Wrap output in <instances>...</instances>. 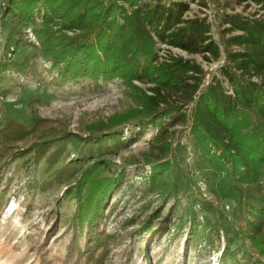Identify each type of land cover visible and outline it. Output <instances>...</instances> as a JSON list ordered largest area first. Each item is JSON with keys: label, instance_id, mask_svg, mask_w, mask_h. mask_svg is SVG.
I'll list each match as a JSON object with an SVG mask.
<instances>
[{"label": "trees", "instance_id": "16d2710c", "mask_svg": "<svg viewBox=\"0 0 264 264\" xmlns=\"http://www.w3.org/2000/svg\"><path fill=\"white\" fill-rule=\"evenodd\" d=\"M250 1L264 14V0ZM5 2L2 14L10 19L0 56V96L11 75H25L37 57L57 85L99 89L116 82L132 99L123 113L87 126L82 135L37 116L30 128L1 116L0 211L19 171L17 165L12 168L14 158H23L22 167L41 158L53 163L67 144L81 147L40 189L55 187L61 194L45 215L38 264H108L116 239L123 236L121 230L106 231L117 204L111 198L127 190L137 202L145 201L141 215L125 219L122 226L139 224L137 243L146 264L149 237L160 240L171 227L182 225H187L184 253L223 238L218 264H264V16L225 14L218 42L204 18L185 16L190 7L183 1ZM27 33L34 39L29 41L34 55L16 59L12 54ZM160 45L169 48L165 55ZM170 48L208 62L223 56L219 74L205 80L199 63ZM159 120L140 158L110 162L109 155L131 146ZM183 137L193 157L187 167L183 154L189 145L181 143ZM130 166L149 167L137 186L126 177ZM35 187L27 181L24 188ZM150 196L158 203L146 201ZM31 199L26 194L27 210ZM57 230L62 231V248L49 257L46 244Z\"/></svg>", "mask_w": 264, "mask_h": 264}, {"label": "rangeland", "instance_id": "374dc122", "mask_svg": "<svg viewBox=\"0 0 264 264\" xmlns=\"http://www.w3.org/2000/svg\"><path fill=\"white\" fill-rule=\"evenodd\" d=\"M5 1L0 0V56L3 51L7 23L10 19V15L2 14L6 5ZM161 1L166 5L172 1L189 3L190 10L185 16L204 18L211 26L210 33L213 39L218 42L221 31L225 27L222 23L225 14L238 13L247 17L264 16L263 10L250 0ZM147 2L149 0H141L142 4ZM29 41H34V39L30 33H27L24 41L15 49L12 56L16 59L21 55L33 56L34 49L29 45ZM160 47V54L165 55L169 48L165 45H160ZM170 51L174 55H180L199 63L207 73L205 80L210 79L209 74L211 73L219 74L218 69L224 58L222 56L218 61L208 62L199 54H187L176 48H170ZM139 86L144 87L140 84ZM3 87L6 89V94L0 96V118L7 116L30 128L33 117L37 116L51 125L81 135L85 133L87 126L96 122H106L111 116L123 113L132 104L131 97L116 82L105 84L99 89H91L86 85L74 83L57 85L46 70V66L37 57L31 58V64L25 75H11ZM161 123L162 121L159 120L156 125L148 126L144 134L131 146L109 155L110 162L119 164L123 162L124 158L130 157L129 155L140 158L141 153L147 149L148 141ZM130 130L124 133V137L130 135ZM181 143L189 145L188 150L183 154V164L185 163L187 167L193 161L191 146L186 137L181 139ZM79 153H81V147L74 148L71 144H67L53 163L41 158L35 164L31 161L27 167H22L20 164L23 158L13 159L12 168L17 165L19 171L17 174L14 173L12 189L7 190L5 197L7 200L0 211V264H38L39 253L43 252V250H38V246L42 244L47 228L45 215L56 195L61 194V190L57 191L55 187L44 191L40 189L48 184L50 178L53 179L58 169L70 164L69 162ZM141 173L147 175L149 167L142 171L130 166L125 172L127 179H132L134 186L142 181ZM27 181L36 185L35 191L31 189L28 192L24 188ZM198 185L202 186L200 182ZM26 194L28 197H32L29 210L25 208ZM149 200H154V205L158 203L156 196L146 199V201ZM116 201V208L107 220L106 231L113 233L121 230L119 233L123 236L116 239V244L110 252L108 264H146L142 246L139 248L137 243L136 229L139 224L122 226L125 219L128 220L138 213L141 215L142 212L139 208L145 201L137 202V196L133 197L128 190L122 195L118 193L111 198V202ZM181 201L185 204L187 198L183 197ZM219 204L221 206L220 202ZM167 208L165 206L162 213H165ZM151 209L152 207L148 212ZM195 209H198L197 205H195ZM181 227L182 229L171 227L160 240L149 237L151 247L147 254L150 264H218L220 251L225 244L224 239L216 240L214 246L201 244L197 247H188L184 253L187 225ZM61 232V230L55 231L47 241L46 248L51 249L49 257L62 248ZM216 245L219 247L216 248Z\"/></svg>", "mask_w": 264, "mask_h": 264}, {"label": "built area", "instance_id": "2783aa9c", "mask_svg": "<svg viewBox=\"0 0 264 264\" xmlns=\"http://www.w3.org/2000/svg\"><path fill=\"white\" fill-rule=\"evenodd\" d=\"M195 1V0H194ZM189 4V3H188Z\"/></svg>", "mask_w": 264, "mask_h": 264}]
</instances>
